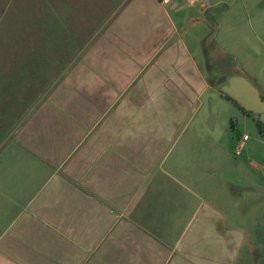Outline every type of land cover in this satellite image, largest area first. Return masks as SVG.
<instances>
[{"label":"crops","instance_id":"0c3cea01","mask_svg":"<svg viewBox=\"0 0 264 264\" xmlns=\"http://www.w3.org/2000/svg\"><path fill=\"white\" fill-rule=\"evenodd\" d=\"M114 1L0 37V264H239L238 184L201 182L219 153L189 132L211 87L184 14L210 4Z\"/></svg>","mask_w":264,"mask_h":264},{"label":"rangeland","instance_id":"374dc122","mask_svg":"<svg viewBox=\"0 0 264 264\" xmlns=\"http://www.w3.org/2000/svg\"><path fill=\"white\" fill-rule=\"evenodd\" d=\"M208 2V13L184 14L183 23L197 17L183 33L192 49L203 44L196 59L211 87L198 100L189 132L205 138L209 153H219L215 165L208 155L201 182L238 184L240 226L253 232L252 237L239 238L245 243L239 264H264V133L258 128V121L264 125V0ZM52 6L54 0H0V37L11 24L38 20L44 7L53 20ZM53 79L48 77L46 84ZM30 103L15 109V123L26 115ZM245 135L249 140L238 153ZM224 194L226 199L230 195L226 186Z\"/></svg>","mask_w":264,"mask_h":264},{"label":"built area","instance_id":"2783aa9c","mask_svg":"<svg viewBox=\"0 0 264 264\" xmlns=\"http://www.w3.org/2000/svg\"><path fill=\"white\" fill-rule=\"evenodd\" d=\"M161 2L164 5H168V4L171 3V0H161ZM201 2L204 3V4H207V0H187V3H189V4H197V3H201ZM248 140H249V137L247 135L243 136V141L244 142L241 143V147L240 148L238 147L239 148L238 153L241 152V148H243L244 143L247 142Z\"/></svg>","mask_w":264,"mask_h":264},{"label":"trees","instance_id":"16d2710c","mask_svg":"<svg viewBox=\"0 0 264 264\" xmlns=\"http://www.w3.org/2000/svg\"><path fill=\"white\" fill-rule=\"evenodd\" d=\"M258 128L261 133H264V125L260 121H258Z\"/></svg>","mask_w":264,"mask_h":264}]
</instances>
